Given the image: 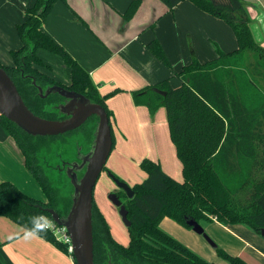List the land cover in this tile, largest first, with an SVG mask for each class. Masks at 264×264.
<instances>
[{"label":"trees","instance_id":"16d2710c","mask_svg":"<svg viewBox=\"0 0 264 264\" xmlns=\"http://www.w3.org/2000/svg\"><path fill=\"white\" fill-rule=\"evenodd\" d=\"M66 0H36L25 10V21L18 26L22 47L13 51V67L0 66L16 84L24 102L37 116L62 119L55 105L62 97L39 95L44 89L62 86L102 105L111 118L107 97L100 95L90 74L66 49L44 31L54 5ZM173 10L186 0H162ZM200 10L227 23L236 36L238 49L201 63L195 57L177 75L179 87L171 79L133 92L137 106L154 114L166 109L170 135L182 163V181L168 175L161 165L145 159L147 178L133 187L134 198L124 206L132 225L128 245L119 242L94 200L93 233L95 264H218L208 261L165 232V218L188 230L193 220L201 225L219 222L225 226L243 225L259 235L264 230V47L255 39L244 0H187ZM142 0H133L124 12L126 21L137 13ZM156 23L151 28H155ZM150 53L172 69L161 43L146 45ZM44 49L60 56L71 70L72 83L62 85L39 69L50 70L38 55ZM37 85H34L33 82ZM98 118L89 127L56 137H33L0 116L5 131L20 148L27 168L46 195V201L29 196L12 182L0 183V217H6L25 231L33 230L73 257L51 228L54 209L66 217L72 206V188L64 193L48 176L41 154L49 152L56 139L82 131L92 145ZM113 136V133H112ZM90 145V147H91ZM89 151V149H88ZM44 162V161H43ZM68 179V178H67ZM69 180V179H68ZM70 183V180H69ZM35 218V219H33ZM218 255L227 264H248L221 247ZM74 259V258H73Z\"/></svg>","mask_w":264,"mask_h":264},{"label":"crops","instance_id":"0c3cea01","mask_svg":"<svg viewBox=\"0 0 264 264\" xmlns=\"http://www.w3.org/2000/svg\"><path fill=\"white\" fill-rule=\"evenodd\" d=\"M35 1L0 0V63L3 66H14L8 53L22 47L16 27L25 21V10ZM132 1H59L44 25V31L85 68L100 95L107 97L114 143L109 158L113 161L118 156L129 160L140 133L148 144L158 123L166 132L164 111H159L155 123L150 126L148 108L135 104L134 91L167 79H171L173 87H179L181 80L175 73H181L194 57L205 64L218 57L217 48L225 53L238 49L232 28L190 1H183L170 10L162 0H142L135 16L126 21L123 14ZM244 1L253 21L254 37L264 47V0ZM155 23L156 27L151 28ZM153 40L161 43L172 69L162 64L146 48ZM38 55L50 67V70L39 67L41 71L62 85H71L72 73L63 59L44 50H39ZM165 132L169 156H156L152 150L139 156L144 154L145 159L159 163L168 175L181 180L182 163H178ZM1 182H12L29 196L46 201V195L27 168L16 141L0 122ZM202 226L219 247L233 256L240 257L248 264H264L262 235L243 225L225 226L214 222ZM161 227L201 257L216 262L215 255L192 235L193 230L184 228L170 218H165ZM25 232L9 218L0 217V264H76L72 256L41 237L34 235L26 239ZM216 263L227 264L224 260Z\"/></svg>","mask_w":264,"mask_h":264},{"label":"water","instance_id":"95a60500","mask_svg":"<svg viewBox=\"0 0 264 264\" xmlns=\"http://www.w3.org/2000/svg\"><path fill=\"white\" fill-rule=\"evenodd\" d=\"M33 83L37 85L35 81ZM38 90L43 99L51 95H59L66 99L64 104L56 107L62 119L49 120L35 115L24 102L10 75L0 66V116L5 117L33 137L65 135L81 128L91 117L98 118L94 140L89 151L82 154L79 150L80 162L70 164L66 171L73 188L72 206L68 215L62 218L54 209H47L52 214L53 221L58 226L67 229L72 240V255L75 263L95 264L94 191L113 150L110 117L102 105L93 103L86 96L62 86H52L47 89L38 86ZM80 172L82 174L79 176ZM115 182L129 199L134 198L132 187L117 179ZM116 204L121 207V215L126 227L130 228L132 223L128 218V210L118 199ZM188 225L196 234L203 236L214 249H218V244L207 234L200 223L191 220ZM262 236L264 237V230Z\"/></svg>","mask_w":264,"mask_h":264},{"label":"rangeland","instance_id":"374dc122","mask_svg":"<svg viewBox=\"0 0 264 264\" xmlns=\"http://www.w3.org/2000/svg\"><path fill=\"white\" fill-rule=\"evenodd\" d=\"M18 27H16V34L20 41L22 42L19 33ZM44 50V49H40ZM46 51V50H44ZM49 52V51H47ZM51 53V52H49ZM53 54V53H51ZM56 55V54H53ZM8 57L12 63H14V59L12 56V52L8 53ZM54 57H58L62 59L60 56L56 55ZM1 64V63H0ZM5 64V63H4ZM2 65V64H1ZM3 66V65H2ZM6 67V66H4ZM108 100V99H107ZM160 110H163L166 117V132L164 131L163 127H161V123H158V128H154L152 132V136L149 137V143L147 144L145 139L142 138V133H140V137L134 143L133 149H131L130 154H133L129 160L118 156L117 158L112 159L109 158L106 167L101 174L94 191V200L101 211V213L105 216L112 235L122 244H128L130 241V234L129 230L126 227L122 215H121V207H119L116 202L117 199L122 202L124 205L125 201L127 200V195H124V198L118 196V186L115 182V179L122 181L129 185L130 187H134L136 184L142 183L146 178V172L142 168V163L145 160V155L139 154L148 152L152 150L156 156L160 157H167L169 149L165 144V134L167 133L168 140L172 144L173 151L176 153V158L178 163L181 164L176 152V147L172 142L170 131H169V124L166 109L164 107H160L154 114L149 112L150 122L149 125L152 126L155 123V118L157 117ZM97 123V121H95ZM92 124L91 120L87 122V126ZM82 131L73 134L71 136H65L64 139L58 138L56 141L53 142L51 149H48L49 152L43 151L41 154L42 157V165L45 164L46 161L50 162L52 166L60 165L62 162H68V160H73L75 157L77 145L73 142L74 138H77L79 142H81L78 147H80L84 142V137H82ZM91 145V144H90ZM89 145V147H90ZM90 149V148H89ZM78 151V150H77ZM160 153L163 155L161 156ZM159 154V155H158ZM169 156V155H168ZM44 161V162H43ZM44 166V165H43ZM46 172L48 176H50L54 183L63 190L64 193L70 192L72 188L70 187L69 180L67 179L66 175H60L57 171L53 169L46 168ZM184 179L183 171H182V181ZM35 196V195H34ZM41 198V197H40ZM207 224V223H204ZM192 235L198 239H200L206 246L209 251L215 255L216 262L223 261L222 258L218 255L216 249H214L205 239L203 236L196 234L195 232L191 231ZM211 237V235H209ZM213 239V237H211ZM215 240V239H213ZM216 242V241H215ZM220 246V245H218Z\"/></svg>","mask_w":264,"mask_h":264},{"label":"flooded vegetation","instance_id":"af4514ba","mask_svg":"<svg viewBox=\"0 0 264 264\" xmlns=\"http://www.w3.org/2000/svg\"><path fill=\"white\" fill-rule=\"evenodd\" d=\"M66 102V99H64V98H62L61 99V102L60 103H58V104H56L55 105V107H57V106H59L60 104H64ZM57 110V109H56ZM62 117V116H61ZM65 118V117H64ZM94 117H91L88 121H90L91 120V122H92V119H93ZM87 121V122H88ZM87 122L82 126V127H84L86 124H87ZM94 124V122L89 126V127H91L92 125ZM81 127V128H82ZM81 128H79V129H81ZM78 129V130H79ZM77 131V130H76ZM78 132H80V131H78ZM77 132V133H78ZM82 134V137H84V142H83V144L80 146V147H78V145H80L81 144V142H79V140H77V138H74V140H73V142H75V145H77V149H76V153H75V157H74V159L72 160H68V162L66 161V162H62L60 165H56V166H52L51 165V163L50 162H47L46 161V164H47V166L50 168V169H53L54 171H57L60 175H66V177H67V169H68V167H69V165L70 164H72V163H74V162H80L79 161V150L81 151V153L82 154H86L87 152H88V149L90 148L89 147V143H88V141L86 140V137H85V135H84V133L82 132L81 133ZM78 150V151H77ZM64 164H65V166H64ZM82 173L80 172L79 173V176L81 175ZM117 194H118V196H120V197H122V198H124V195H126V193L123 191V190H121V189H119L118 188V191H117Z\"/></svg>","mask_w":264,"mask_h":264},{"label":"built area","instance_id":"2783aa9c","mask_svg":"<svg viewBox=\"0 0 264 264\" xmlns=\"http://www.w3.org/2000/svg\"><path fill=\"white\" fill-rule=\"evenodd\" d=\"M51 228L54 230L55 235L57 236L58 240L63 242L69 247L70 253H72V240L67 232V229L64 227L58 226L56 223H51Z\"/></svg>","mask_w":264,"mask_h":264},{"label":"clouds","instance_id":"9594fccd","mask_svg":"<svg viewBox=\"0 0 264 264\" xmlns=\"http://www.w3.org/2000/svg\"><path fill=\"white\" fill-rule=\"evenodd\" d=\"M33 219H35V218H33ZM36 233L33 231V230H28V231H26L25 232V238L26 239H30V238H32V236H34Z\"/></svg>","mask_w":264,"mask_h":264}]
</instances>
